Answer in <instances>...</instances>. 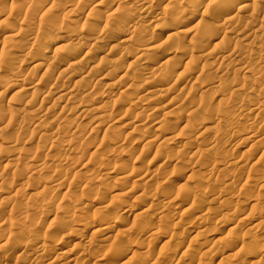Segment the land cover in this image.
Returning <instances> with one entry per match:
<instances>
[{"label": "rangeland", "instance_id": "374dc122", "mask_svg": "<svg viewBox=\"0 0 264 264\" xmlns=\"http://www.w3.org/2000/svg\"><path fill=\"white\" fill-rule=\"evenodd\" d=\"M0 1L4 3L0 6V83L20 77L16 82L12 80L13 90L0 93V264H264V0H245L247 7L239 12L236 7L229 9L227 3L232 0H203L197 15L180 23H175L174 18L187 8L194 10L189 6L193 0H145L144 6L151 7L141 16L138 11L143 5L135 6L133 2L137 0H25L26 7L24 0ZM14 1H22L25 10L20 4L22 9L17 10L18 2ZM105 3L114 7L100 13L97 21L94 12H103ZM28 11L33 14L29 12V16ZM77 15L79 20L73 27L71 22ZM255 18L256 23L251 24ZM31 21L39 23L30 29L33 35L27 27ZM51 22L59 23L60 28L70 25L76 31L72 33L79 34L63 53L48 45L59 34ZM92 23L107 27L105 31L110 29L104 32L105 40H95L96 36L89 32L88 25ZM42 24H46L45 28ZM124 24L132 33L129 39L125 36L128 41L107 43L118 28H125ZM135 26L136 31L131 30ZM27 29L31 33L26 34ZM11 30L19 32L12 35ZM88 34L95 41L86 42L91 41ZM30 35L36 39L28 44L26 58H19ZM36 35L39 41L44 40L42 45ZM146 35L151 36L150 44L141 42ZM133 40H139V45ZM81 41L92 45L85 54L77 50ZM46 52L51 59L46 67H50L49 71L33 75L29 70L32 61ZM139 54L143 55L142 61H138ZM224 56L225 60L221 58ZM162 61L163 66H158ZM8 66L13 67L11 71ZM63 68L68 76L63 74ZM30 79L39 81L26 88ZM58 86L65 95L63 101L57 98L60 95L53 94L55 88L60 91ZM22 88L24 99L14 95ZM40 101L45 102L41 107ZM77 103L84 107L78 109ZM246 108L253 112L251 119L233 121L238 111ZM94 109L97 114L91 112ZM9 117L13 118L11 123ZM177 120L188 130L184 127L179 133L172 128V122ZM143 121L146 124H141ZM159 121L166 126L153 131V124ZM196 132L201 135L198 140ZM57 136L66 141L61 147L54 139ZM47 137L51 138L46 140ZM74 150L76 154L72 155ZM165 150L175 154L179 151L176 156L181 159L174 157V152L173 158H167ZM89 161L94 167L86 171L83 166ZM132 180L136 182L132 193L122 199L121 191ZM118 199L125 204L121 210L113 208ZM169 202L173 203L167 207ZM163 214L168 221L160 218ZM77 230L82 231L81 237L72 236ZM24 244L35 245L26 248ZM227 246L232 247L231 252H225ZM60 252L67 256L61 253V259ZM225 254L233 257L228 256L230 260L224 262ZM251 254L255 259L247 260Z\"/></svg>", "mask_w": 264, "mask_h": 264}, {"label": "bare ground", "instance_id": "6f19581e", "mask_svg": "<svg viewBox=\"0 0 264 264\" xmlns=\"http://www.w3.org/2000/svg\"><path fill=\"white\" fill-rule=\"evenodd\" d=\"M4 1H5V0H4ZM10 1H12V0H10ZM22 1H23V0H22ZM22 1H20V3H19L18 1H16V2L14 1L15 4L18 2L17 5H16L18 8L15 7V11H16V8H17V10L20 9V6H19L18 4L21 5ZM24 1H25V0H24ZM24 1H23V2H24ZM133 1H134V0H133ZM190 1H191V0H190ZM210 1L212 2V0H210ZM215 1H216V0H215ZM228 1H229V0H228ZM243 1H245V0H232V2H230V3L228 2L227 4H228V7H230L229 9H231V7H234V8L236 7V8H235L236 11L238 10V12H239V11H241L240 9H242L243 7H245V8L247 7V5L245 6L246 1H245V2H243ZM247 1H249V0H247ZM0 2H1V1H0ZM27 2H28V1H27ZM27 2L25 1L24 4H23V3H22V4L26 7V6L28 5V4L25 5ZM185 2H186V1H185ZM191 2H192V3L189 4V6H190V5L193 6V7H194V10H187L188 8L185 9L183 12H181V14H179V16H177L176 18H174V22H175V23H180V22H183V21H185L186 19H190V18L193 19V18L197 15V13H198V11L201 9V7H203V0H193V1H191ZM207 2H208V0H207ZM5 3H6V2H5ZM9 3H10V2H9ZM52 3H53V2H52ZM52 3H51V5H52ZM102 3H103V1H102ZM133 3H134L135 6H139V5L142 6V5H143L142 8L138 11V15H140V16L143 15V14L145 15V14H147V13L150 11V10L147 9V8H150L151 6H148V5H147V7L144 6V3H146L145 0H137V1L133 2ZM208 3H210V2H208ZM208 3H207L206 5H208ZM214 3H215V2H214ZM225 3H226V1H225ZM3 4H4V3L0 4V6L3 5ZM11 4H12V3H11ZM32 4H33V3H31V5H32ZM35 4H36V3H35ZM109 4H110V3H109ZM115 4H117V2L114 3V5H115ZM147 4H148V3H147ZM250 4H251V3H250ZM250 4H249V6H251ZM7 5H8V4H7ZM29 5H30V4H29ZM43 5H44V2H43ZM76 5H77V4H76ZM100 5H102V4H100ZM105 5H106V3H105ZM111 5H113V4H111ZM111 5H109V6L106 5L105 10H104L103 12H101L100 9L97 10V11H95V12H94V13H96L95 17L97 16V17H96L97 19H98V17L100 18V15H101L100 13H104V12L106 13L110 8L114 7V5H113V6H111ZM122 5H123V4H122ZM235 5H236V6H235ZM14 6H15V5H14ZM33 6H34V4H33ZM33 6H30V7H33ZM40 6H41V5H40ZM56 6H57V10H58V5L55 4V7H56ZM59 6H60V5H59ZM72 6H73V5H72ZM72 6H71V7H72ZM141 6H140V7H141ZM191 6H190V7H191ZM1 7H2V6H1ZM5 7H6V6H4L3 8H4V9H8V8H9V7H8V8H7V7L5 8ZM21 7H22V5H21ZM25 7H24V8L22 7V8L25 10ZM36 7H37V6H36ZM36 7H35V8H36ZM46 7H47V6H46ZM50 7L52 8L53 6H50ZM73 7H74V6H73ZM73 7H72V8H73ZM102 7H103V6H102ZM140 7H139V8H140ZM206 7H207V6H206ZM206 7H205V8H206ZM208 7H209V6H208ZM225 7H226V5H225ZM225 7H221V10H222L223 8H224V10H225ZM10 8H11V7H10ZM12 8H13V7H12ZM22 8H21V9H22ZM33 8H34V7H33ZM33 8H32V9H33ZM47 8H48V7H47ZM47 8H46V9H47ZM72 8H71V10H72ZM77 8H80V7H77ZM169 8H170V6H169ZM234 8H233V9H234ZM248 8H250V7H248ZM21 9H20V10H21ZM29 9H30V8H29ZM32 9H31L30 11H32ZM36 9H37V8H36ZM36 9H35V11H36ZM53 9H54V8H53ZM102 9H103V8H102ZM102 9H101V10H102ZM117 9H118V8H117ZM170 9H171V8H170ZM20 10H19V11H20ZM40 10H41V9H40ZM43 10H45V9H43ZM51 10H52V9H51ZM51 10H50V11H51ZM57 10H56V11H57ZM75 10H77V9H75ZM75 10H74V11H75ZM164 10H165V9H164ZM164 10H163V11H164ZM166 10H167V9H166ZM173 10H174V9H173ZM176 10H177V9H176ZM15 11H14V12H15ZM19 11H18V13H17V12H16V13L20 15L21 12H19ZM30 11H28V15H29V12H30ZM50 11H49V13H47V17H48V14H49V16H50V14H51ZM53 11H54V10H53ZM60 11H61V10H60ZM68 11H70V10H68ZM110 11H111V10H110ZM114 11H115V9H114ZM116 11H117V10H116ZM116 11H115V12H116ZM167 11H170V10H167ZM167 11H164V12H167ZM171 11H172V10H171ZM177 11H178V10H177ZM222 11H223V10H222ZM244 11H246V10H244ZM9 12H10V11H9ZM9 12H7V13L10 14ZM14 12H13V13H14ZM32 12H34V9H33ZM32 12H30V13H32ZM40 12H41V11H40ZM42 12H43V11H42ZM42 12H41V13H42ZM75 12H76V11H75ZM164 12H163V13H164ZM173 12H176V11H173ZM173 12H171V13H173ZM227 12H228V10H227ZM3 13H4V12H3ZM23 13L25 14L24 11L22 12V14H23ZM35 13H37V12H35ZM54 13H55V12H53V14H54ZM171 13H170V14H171ZM218 13H219V12H218ZM17 14H16V15H17ZM32 14H33V13H32ZM53 14H52V15H53ZM167 14H168V13H166V15H167ZM220 14L222 15L221 12H220ZM227 14H228V13H227ZM231 14H232V13H230V16L235 15V13L232 14V15H231ZM236 14H237V12H236ZM14 15H15V14H14ZM28 15H27V16H28ZM36 15H37V14H36ZM40 15H41V14H40ZM149 15H150V14H149ZM156 15H157V14H156ZM168 15H169V14H168ZM221 15H220V16H221ZM11 16H13V14H12ZM17 16H18V15H17ZM29 16H30V15H29ZM53 16H54V15H53ZM53 16H52V17H53ZM58 16H59V15H58ZM223 16H224V15H223ZM226 16H227V15H226ZM226 16H224V17H226ZM235 16H236V15H235ZM15 17H16V16H15ZM19 17H20V16H19ZM38 17H39V16H38ZM52 17H51V18H52ZM137 17H138V16H137ZM146 17H147V16H146ZM150 17H153V16H150ZM159 17H160V16H159ZM159 17H158V18H159ZM171 17L173 18L172 14H171ZM217 17H218V16H217ZM221 17H222V16H221ZM228 17H229V16H228ZM237 17H238V15H237ZM30 18H31V17H30ZM30 18H29V19H30ZM45 18H46V16H45L43 19H45ZM53 18L56 19L55 16H54ZM81 18H82V17H81ZM119 18H120V17H119ZM142 18H143V17H142ZM142 18H141V19H142ZM161 18H162V17H161ZM161 18H160V19H161ZM226 18H227V17H226ZM226 18H225V19H226ZM229 18H232V17H229ZM250 18H251V16H250ZM252 18H253V17H252ZM5 19H6V18H5ZM54 19H51V21L54 20ZM100 19H101V18H100ZM164 19H165V18H164ZM221 19H222V18H221ZM237 19H238V18H237ZM237 19H236V20H237ZM45 20H46V19H45ZM49 20H50V19L48 18V23H49ZM78 20H79V18H78V15H77V16L72 20L71 25L74 27V25L77 23ZM92 20H93V19H92ZM142 20H143V19H142ZM152 20H153V18H151V21H152ZM155 20H157V19H155ZM161 20H162V19H161ZM217 20H218V19H216V21H217ZM229 20H230V19H229ZM234 20H235V18H234ZM255 20H256V18L254 19V22H251V24H252V23H256ZM26 21H27V20H26ZM54 21H57V20H54ZM97 21H99V19H98ZM148 21H149V20H148ZM151 21H150V22H151ZM172 21H173V20H172ZM230 21L233 22L232 19H231ZM248 21H249V20H248ZM251 21H252V20H251ZM0 22H1V21H0ZM2 22H3V20H2ZM44 22H47V21H44ZM57 22H58V21H57ZM140 22H141V21H140ZM150 22H149V23H150ZM153 22H154V21H153ZM222 22H223V21H222ZM224 22H225V21H224ZM227 22H229V21H227ZM235 22H236V21H235ZM23 23H25V22H23ZM48 23H46V24H48ZM51 23H52V22H51ZM51 23H50V25H49V28H50V26H51ZM105 23H106V22H105ZM2 24H3V23H2ZM38 24H39V23H38ZM38 24L36 25V24H34V23L31 21L30 23H28V26H27V27L29 28V30H30V29H35L34 26L38 27ZM46 24H45V25H46ZM52 24L55 25V22H53ZM57 24L59 25V23H57ZM57 24H56L55 26L58 27ZM85 24H86V23H85ZM89 24H90V23H89ZM92 24H93V25H88V26H90V28H89L90 31H89V32H92V35L94 34V36H96V37H94L95 40H103V39H104V34H105L104 32L109 31L110 29H107V30L105 31V29H106L107 27H105V26L100 27L99 24H97V23H95V24L92 23ZM122 24H123V23H122ZM136 24H137V23H136ZM168 24H169V23H168ZM251 24H250V25H251ZM23 25H24V24H23ZM26 25H27V24H26ZM45 25L42 24V26H44L43 28H45ZM86 25H87V24H86ZM124 25H125V24H124ZM126 25H127V24H126ZM126 25H125V28H124V26H123V27L120 28V30H119V28H118L117 32H115V33L111 36V38H109V40L107 39V43H108V42L110 43V41H116L118 44H125V43L128 41V39L130 38L128 35L132 34L131 32L128 33V29H127V26H126ZM130 25H132V24H130ZM175 25H176V24H175ZM47 26H48V25H47ZM47 26H46V27H47ZM60 26H61V25H60ZM60 26H59L56 30H57V32H59V34H60L62 37L57 38L58 35H59V34L57 33L58 35L56 36V38L54 39V41L51 42V43L48 44V45H50V46H56V47L59 48V49L61 50V52L63 53V51H64L63 49H64V48L66 49L67 47L72 46L73 43H75V37L78 36L79 34L75 36L74 34H75L76 31L73 32V31H72L73 28H72L70 25L67 26V27H63V28H60ZM62 26H63V25H62ZM64 26H66V25L64 24ZM75 26H76V25H75ZM136 26H137V25H136ZM136 26H135L134 29H132V27H131V30H135V29H136ZM179 26H180V25H179ZM221 26H222V24H221ZM27 27H26V28H27ZM39 27H40V26H39ZM110 27H111V26H110ZM117 27H118V26H117ZM129 27H130V26H129ZM216 27H217V26H216ZM222 27H224V26H222ZM250 27H252V26H250ZM255 27H257V26H255ZM40 28H42V27H40ZM40 28H39V30H40ZM43 28H42V29H43ZM51 28H52L53 31H54V26H53V27L51 26ZM259 28H260V27H259ZM245 29H246V28H245ZM245 29H244V30H245ZM27 30H28V29H27ZM29 30H28V31H25V33L31 31V30H30V31H29ZM129 30H130V29H129ZM131 30H130V31H131ZM36 31H37V30H36ZM40 31H41V30H40ZM135 31H136V30H135ZM164 31H165V30H164ZM178 31H179V30H178ZM18 32H19V30H17V31H16V30H11L12 35H16ZM31 32H32V35H33V32H34V31H31ZM31 32H30V33H31ZM72 32H73L74 34H73ZM188 32H189V31H188ZM134 33H135V32H134ZM161 33H162V32H161ZM233 33H234V32H233ZM26 34H29V33H26ZM90 34H91V33H90ZM9 35H10V34H9ZM9 35H8V36H9ZM39 35H40V34H39ZM105 35H106V34H105ZM107 35H108V34H107ZM134 35H136V34H134ZM246 35H247V34H246ZM250 35H251V34H250ZM252 35H253V34H252ZM8 36H7V37H8ZM10 36H11V35H10ZM26 36H28V35H26ZM34 36H35V34H34ZM34 36H31V35H30V36H29V39L27 38L28 40H26V41H27L28 43H27V44L24 43V44H25V45H24V48H22V49L19 51V56H18L19 58H23V56L25 55L26 48L28 47V44H30V42L33 43V41L36 39V37H34ZM36 36H37V35H36ZM40 36H41V35H40ZM88 36H89V34H88ZM88 36H87V37H88ZM125 36H127L128 39H127ZM130 36H131V35H130ZM83 37H86V36H83ZM90 37H91V36H89V39H90ZM92 37H93V36H92ZM92 37H91V41H86V42L90 43V42H92V41H95L94 39H92ZM140 37H141V36H140ZM245 37L248 38L247 36H245ZM245 37H243V38H245ZM38 38H39V37L37 36V39H38ZM41 38H42V37H41ZM78 38H79V37H78ZM102 38H103V39H102ZM143 38H144V37H143ZM246 38H245V39H246ZM76 39H77V38H76ZM79 39H81V37H80ZM85 39H86V38H85ZM89 39H88V40H89ZM105 39H106V37H105ZM105 39H104V40H105ZM131 39H132V38H131ZM39 40H40V38H39L37 41H39ZM86 40H87V39H86ZM26 41H25V42H26ZM37 41H36V42H37ZM78 41H79V40H78ZM83 41H85V40H83ZM134 41L137 42L136 45H137V44L139 45V42H138L139 40H138V41H137V40H133V42H134ZM151 41H152L151 36L148 37L147 35L145 36V38H144L143 40H141V42H146L147 44H150ZM240 41H241V40H240ZM40 42H42V41H39L38 43H40ZM43 42H44V40H43ZM43 42H42L40 45H42ZM101 42H102V41H101ZM103 42H104V41H103ZM103 42H102V43H103ZM130 42H131V41H130ZM48 43H49V42H48ZM81 43H83V42L81 41ZM81 43H79V44H81ZM88 43H86V44H88ZM93 43H94V42H93ZM97 43H98V42H97ZM97 43H96V44H97ZM111 43H112V42H111ZM134 43H135V42H134ZM35 44H37V43H35ZM35 44H34V45H35ZM53 44H55V45H53ZM147 44H146V45H147ZM74 45H76V44H74ZM90 45H91V44H89V45H84V43H83L82 45H79L80 48L77 49V50H79V51H81V50H82V51H85V50H86V51H87V50H89L90 48H92V45H91V46H90ZM93 45H94V44H93ZM127 45H128V44H127ZM129 45H131V44H129ZM136 45H135V46H136ZM38 46H39V45H38ZM94 46H95V45H94ZM94 46H93V47H94ZM116 46H118V45H116ZM121 46H122V45H121ZM125 46H126V45H125ZM131 46H132V45H131ZM131 46H130V47H131ZM148 46H149V45H148ZM150 46H151V45H150ZM73 47H74V46H73ZM30 48H31V47H30ZM30 48H28V49H30ZM46 48H47V47H46ZM53 48H54V47H53ZM57 48H55V49L57 50ZM96 48H97V47H96ZM103 48H104V47H103ZM124 48H125V47H124ZM126 48H129V47L127 46ZM134 48H135V47H134ZM140 48H143V46L140 47ZM144 48H145V47H144ZM144 48H143V49H144ZM150 48H151V47H150ZM150 48H149V50H150ZM156 48H157V47H156ZM156 48H155V49H156ZM159 48H160V47H159ZM67 49H68V48H67ZM70 49H71V48H70ZM110 49H111V48H110ZM137 49H139V48H137ZM153 49H154V47H153ZM161 49H162V48H161ZM164 49H165V48H164ZM56 50H54V51H56ZM73 50H76L75 47L73 48ZM128 50H129V49H128ZM141 50H142V49H141ZM144 50H145V49H144ZM147 50H148V47H147ZM151 50H152V48H151ZM47 51L49 52V50H47ZM57 51H58V50H57ZM65 51H67V50H65ZM79 51H77V52H79ZM82 51H81V52H82ZM86 51L84 52V54L86 53ZM90 51H91V50H90ZM93 51H94V50H93ZM96 51H97V50H96ZM155 51H156V50H155ZM26 52H27V51H26ZM37 52H38V51H37ZM40 52H42V49H41ZM50 52H51V51H50ZM73 52H75V51H73ZM223 52H225V51H223ZM65 53H66V52H65ZM68 53H69V52H68ZM71 53H72V52H70L69 54H71ZM82 53H83V52H82ZM92 53H93V52H92ZM152 53H153V52H152ZM165 53H166V52H165ZM232 53H233V52H232ZM26 54L28 55V53H26ZM41 54H42V53H41ZM41 54H40V55H41ZM54 54H55V53H54ZM69 54H68V55H69ZM147 54H148V52H147ZM227 54H228V53H227ZM233 54H234V53H233ZM46 55H47V52L45 53L44 56L41 55V56H42L41 58H38V57H37L35 60L32 61V64H31L32 66H31V69H29V70H30V72L33 73V75H34L35 73L39 72V71H43V72H44V71H47V72L49 71L50 67H48V68H49L48 70H46V67H47V66H50V63H49V62L51 61V59H50L49 57H47ZM55 55H56V54H55ZM75 55H76V54H75ZM139 55H140V54H139ZM224 55H226V54H224ZM34 56H35V55H34ZM38 56H39V55H38ZM61 56H63V55H61ZM64 56H67V54H66V55L64 54ZM185 56H186V55H185ZM24 57H25V56H24ZM30 57H31V56H30ZM39 57H40V56H39ZM59 57H60V56H59ZM70 57H71V56H70ZM142 57H143V55L141 54V55H140V58L138 57V61H142V60H141ZM145 57H146V55H145ZM246 57H247V56H246ZM4 58H5V57H3V59H4ZM25 58H26V57H25ZM64 58H65V57H64ZM67 58H68V57H67ZM148 58H149V57H148ZM221 58L224 59L225 56H224V57H221ZM228 58H229V56H228ZM233 58H234V57H233ZM233 58H230V60L233 59ZM240 58H241V57H240ZM242 58H243V56H242ZM52 59H53V58H52ZM62 59H63V57H62ZM62 59L60 60V62H63V61H64V60L62 61ZM84 59H85V58H84ZM84 59H83V60H84ZM143 59H144V58H143ZM191 59H192V58H191ZM223 59H222V62H223ZM236 59H237V58H236ZM54 60H55V59H54ZM54 60H53V61H54ZM83 60H82V61H83ZM133 60H134V59H133ZM224 60H225V59H224ZM226 60H227V59H226ZM243 60H244V58H243ZM243 60H242V61H243ZM2 61H3V60H2ZM20 61H21V60H20ZM85 61H86V60H85ZM166 61H167V60H166ZM228 61H229V59H228ZM235 61H236V60H235ZM235 61H234V62H235ZM242 61L240 60L239 63H241ZM244 61H245V60H244ZM3 62H4V61H3ZM78 62H79V61H78ZM222 62H221V63H222ZM246 62H247V60H246ZM1 63H2V62H1ZM16 63H18V59H17V62H16ZM16 63H15L14 65H16ZM20 63H21V62H20ZM80 63H82V62H80ZM83 63L85 64L86 62H83ZM164 63H165V61H162L161 63L158 64V66H161V65L163 66ZM221 63H220V64H221ZM229 63H230V62H229ZM4 64H6V63H4ZM51 64H52V63H51ZM58 64H59V63H58ZM62 64H63V63H62ZM64 64H65V62H64ZM87 64H88V63H87ZM187 64H188V63H187ZM190 64H191V63H190ZM236 64H237V62H236ZM236 64H235V65H236ZM241 64H242V63H241ZM245 64H247V63H245ZM7 65H9V64L7 63ZM85 65H86V64H85ZM85 65H84V66H85ZM242 65H243V64H242ZM242 65H241V66H242ZM10 66H11V65H10ZM10 66H8V67L10 68L9 71H11V69L13 68V67L11 68ZM18 66H19V65H18ZM59 66H60V65H59ZM59 66H57V67H59ZM66 66H67V65H66ZM69 66H70V65H69ZM81 66H83V64H81ZM158 66H157V67H158ZM162 66H161V67H162ZM166 66H167V65H166ZM185 66H186V65H185ZM185 66H184V67H185ZM188 66H190V65H188ZM8 67H7L6 69H9ZM51 67H52V66H51ZM54 67H55V66H54ZM79 67H80V66H79ZM90 67H91V66H90ZM157 67H155V69H157ZM239 67H240V66H239ZM14 68H15V67H14ZM80 68H81V67H80ZM86 68H87V67H86ZM95 68H97V67H95ZM95 68H94V69H95ZM150 68H151V67H150ZM174 68H175V67H174ZM241 68H242V67H241ZM243 68H244V67H243ZM254 68H255V67H254ZM44 69H45V70H44ZM63 69H64V68H63ZM67 69H68V67H67ZM67 69L65 68V69L63 70V74H64V75L69 74V73H66V72H65V71H67ZM71 69H72V68H71ZM145 69L147 70V69H149V68H145ZM145 69H144V70H145ZM151 69L154 70V68H151ZM14 70H16V69H14ZM14 70H12V71H14ZM53 70H54V69H53ZM78 70H79V69H78ZM109 70H110V69H109ZM9 71H8V72H9ZM89 71H90V69H89ZM98 71H99V70H98ZM101 71H102V70H101ZM142 71H143V69H142ZM149 71H151V70H149ZM171 71H173V68L171 69ZM237 71H238V70H237ZM16 72H17V71H16ZM47 72H46V73H47ZM51 72H52V71H51ZM110 72H111V71H110ZM152 72H154V71H152ZM182 72H183V71H182ZM182 72H180V73L182 74ZM13 73H15V71H14ZM52 73H54V72H52ZM180 73H179V74H180ZM184 73H185V72H184ZM11 74H12V72L10 73V76H11ZM17 74H19V73H17ZM17 74H16V75H17ZM63 74H62V75H63ZM79 74H80V73H79ZM142 74H144V73H142ZM145 74H147V73H145ZM179 74H178V75H179ZM181 74H180V75H181ZM13 75H14V74H12V76H13ZM16 75H15V76H16ZM33 75H32V76H33ZM71 75H72V74H70L69 76H71ZM81 75H82V74H81ZM134 75H135V74H134ZM180 75H179V76H180ZM17 76L19 77V75H17ZM17 76H16V77L13 76V77H11V79H8L7 81H4V80H3V82L0 83V93H1V95H2V94H5V93H7V92H9L10 90H13L12 87H15V86L12 85V82L14 81V79H15V82H16V78H18ZM32 76H31V77H32ZM66 76H68V75H66ZM66 76H65V77H66ZM87 76H88V74H87ZM136 76H137V75H136ZM138 76H139V75H138ZM145 76L148 77V74L145 75ZM145 76H144V77H145ZM26 77H27V76H26ZM63 77H64V76H63ZM72 77H74V75H73ZM83 77H85V76L80 77V79L82 78L81 80H83V79H84ZM133 77H134V76H133ZM133 77H132V78H133ZM19 78H20V77H19ZM19 78H18L17 80H19ZM61 78H62V77H61ZM77 78H78V77H77ZM0 79H1V78H0ZM63 79H64V78H63ZM65 79H66V78H65ZM69 79H70V77H69ZM69 79H67V80H69ZM72 79H73V78H72ZM158 79H159V78H158ZM178 79H179V78H178ZM5 80H6V79H5ZM12 80H13V81H12ZM36 80H37V79H36ZM67 80H65V81H67ZM139 80H140V79H139ZM218 80H219V79H218ZM1 81H2V80H1ZM20 81H21V80H20ZM29 81H31V79H30ZM38 81H39V80H38ZM38 81L35 82V80H34V81H31V82H27V84H25V86H26V88H28V87H29V88L34 87V86H36V83H38ZM131 81H134V78H133V80H131ZM129 82H130V81H129ZM176 82H177V81H176ZM22 83H23V82H22ZM131 83H132V82H131ZM155 83H156V82H155ZM219 83H221V81H220ZM219 83H218V84H219ZM39 84H40V83H39ZM74 84H75V83H74ZM74 84H73V85H74ZM78 84H79V83H78ZM132 84H133V83H132ZM158 84L161 85V84H163V83H161V81H158ZM174 84H175V83H174ZM218 84H215V85H218ZM55 85H56V84H55ZM55 85H54V86H55ZM87 85H88V84H87ZM219 85H220V84H219ZM37 86H38V85H37ZM127 86L130 87V86H132V85L129 86V84H128ZM133 86H134V84H133ZM165 86H166V85H165ZM165 86H164V87H165ZM51 87H52V86H51ZM58 87H59L60 91H58V89L55 88V89H53V94L56 95V97H57V95H58V96L60 95V96L57 97V98H58V99H59V98H60V99L62 98L61 100L63 101L64 98H65V95L62 93L63 90L61 89V86H58ZM128 87H126V88H128ZM152 87H153V86H152ZM156 87H157V86H156ZM171 87H172V85H171ZM26 88H24V89L26 90ZM49 88H50V87H49ZM153 88H155V85H154ZM157 88H158V87H157ZM157 88H156V89H157ZM162 88H163V87H162ZM162 88H161L160 91H162ZM146 89H147V88H146ZM148 89H149V88H148ZM148 89H147V90H148ZM156 89H154V90H156ZM35 90H36V89H35ZM49 90H50V89H49ZM154 90H153V91H154ZM163 90H164V89H163ZM86 91L88 92V90H86ZM149 91H150V90H149ZM157 91H158V90H157ZM83 92H84V91H83ZM141 92H142V91H141ZM145 92H146V91H145ZM35 93H36V92H35ZM51 93H52V90H51V92H48V94H51ZM64 93H65V92H64ZM67 93H68V92H67ZM88 93H90V92H88ZM148 93H149V92H148ZM159 93H160V92H159ZM162 93H163V92H162ZM53 94H52V95H53ZM84 94H85V93H84ZM90 94H91V93H90ZM14 95L19 96V98L21 97L20 99H22V98L24 99L23 96L25 95V91L23 90V88H22V89H18V90L16 91V93H14ZM26 95H27V94H26ZM69 95H70V94H69ZM71 95H72V94H71ZM85 95H86V94H85ZM85 95H84V96H85ZM160 95H161V94H160ZM73 96H74V95H73ZM84 96H83V97H84ZM123 96L126 97L125 95H123ZM156 96H157V94H156ZM164 96H165V94H164ZM2 97H3V96H2ZM38 97H39V96H38ZM67 97H68V96H67ZM83 97H82V99H84ZM85 97H88V96H85ZM120 99H121V98H120ZM178 99H179V98H178ZM35 100H36V99H35ZM66 100H67V98H66ZM68 100H70V99H68ZM29 101H33V102H34V99H33V100H29ZM58 101H59V100H58ZM79 101H80V100H79ZM33 102H31V103L34 105ZM43 102H44V101H40L39 104H38V106L41 107L42 105H44ZM80 102H81V101H80ZM80 102H79V103H80ZM84 102L86 103V100H84ZM84 102H82V103H84ZM183 102H184V101H183ZM31 103H29V104H31ZM44 103H45V102H44ZM82 103H81V104H82ZM175 103H176V102H175ZM29 104H28V105H29ZM32 104H31V105H32ZM81 104H80V106H79L78 103H77V105H78V109H79V107H81V108L84 107V106H81ZM173 104H174V102H173ZM176 104H177V103H176ZM26 105H27V103H26ZM82 105H83V104H82ZM105 105H106V104H105ZM107 105H108V104H107ZM112 105H113V104H112ZM114 105H115V104H114ZM170 106H171V105H170ZM170 106H169V107H170ZM172 106H173V105H172ZM86 107H87V105H86ZM100 107H101V106H100ZM87 108H88V107H87ZM112 108H113V107H112ZM173 108H174V106H173ZM176 108H177V105H176ZM253 108H254V107H253ZM100 109H101V108H100ZM102 109H103V106H102ZM81 110H82V109H81ZM84 110H85V109H84ZM84 110H83V111H84ZM91 110H92V109H91ZM96 110L98 111V108H96ZM104 110H105V109H104ZM119 110H120V109H119ZM166 110H167V109H166ZM171 110H173V109L171 108ZM83 111H82V112H83ZM85 111H86V112H85ZM85 111H84V112L87 114V110H85ZM88 111L90 112V110H88ZM99 111H100V110H99ZM101 111H103V110H101ZM35 112H36V111H35ZM35 112H34V113H35ZM78 112H80V110H79ZM89 112H88V113H89ZM91 112H96V111H95V109H94V111H91ZM117 112H118V111H117ZM254 112H255V111H254ZM31 113H32V112H31ZM36 113H37V112H36ZM80 113H81V112H80ZM100 113H101V112H100ZM165 113H166V112H165ZM167 113H168V112H167ZM252 113H253V112H252V110H251L250 108H249V109L246 108V110H244V111H242V109H241V111H238V113L236 114L235 119H234L233 121L236 120L235 122L238 123L237 120H239V119H241V120H242L243 118H245V119L250 118V119H251V117H252ZM28 114H29V113H28ZM96 114H97V112H96ZM142 114H143V113H142ZM10 115H11V114H10ZM82 115H83V113H82ZM90 115H91V114H90ZM92 115H93V114H92ZM124 115H125V114H124ZM136 115H137V114H136ZM86 116H87V115H86ZM97 116H98V115H97ZM125 116H126V115H125ZM140 116H141V117L137 116V117H136V120L138 119V117H139V118H142V115H140ZM164 116H165V115H164ZM12 117H13V116H12ZM12 117H11V118L9 117V119H10V120L8 119V120H9V123H11V120H13ZM23 117H24V116H23ZM92 117H93V116H92ZM147 117H148V116H147ZM147 117H145V118L148 119ZM25 118H26V117H25ZM96 118H97V117H96ZM96 118H95V119L93 118V119H94L93 121H96ZM98 118H99V116H98ZM163 118H164V117H163ZM27 119L29 120L30 117L27 118ZM27 119H26V120H27ZM101 119H103V118L101 117ZM124 119H125V118H124ZM134 119H135V118H134ZM231 119H233V118H231ZM250 119H248V120L250 121ZM3 120H4V119H3ZM8 120H7V121H8ZM103 120H104V119H103ZM136 120H135V121H136ZM140 120L142 121V119H140ZM162 120H163V119H162ZM228 120H229V119H228ZM255 120H256V119H255ZM14 121H15V120H14ZM31 121H32V119H31ZM31 121H29V122H31ZM98 121H99V120H98ZM229 121H230V120H229ZM233 121H232V122H233ZM96 122H97V121H96ZM144 122H145V121H143V123L141 122V124H146V123H144ZM174 122H175V121H174ZM227 122H228V121H227ZM230 122H231V121H230ZM235 122H233V123L235 124ZM2 123H3V121H2ZM7 123H8V122H7ZM91 123H92V122H91ZM101 123H102V122H101ZM101 123H100V124H101ZM125 123H127V122H125ZM138 123H139V122H138ZM164 123H165V122H164ZM164 123H163L162 121H159V122L154 123V124H153V128H152L153 131H158V130L160 131V129H162L163 127L166 126V125L164 126ZM94 124H95V122H94ZM100 124H98L97 127H99ZM132 124H133V123H132ZM135 124H136V123H135ZM185 124H186V123H185ZM187 124H188V123H187ZM215 124L217 125V123H215ZM225 124H226V123H225ZM228 124H231V123H228ZM252 124H253V122L251 123V125H252ZM0 125H1V121H0ZM37 125H38V124H37ZM37 125H36V127L39 126V125H38V126H37ZM125 125H126V124H125ZM128 125H129V124H128ZM171 125H172V128H174L175 130H178L179 133H180V132L184 129V127H185L184 125H182V123L179 122V120H177V122H176L175 124H173V122H172ZM255 125H256V124H255ZM2 126H3V125H2ZM131 126H132V125H131ZM143 126H144V125H143ZM167 126H168V125H167ZM169 126H170V125H169ZM228 126H229V125H228ZM34 127H35V126H34ZM93 127H94V125H93ZM129 127H130V126H129ZM134 127H135V126H134ZM186 127H187V125H186ZM186 127H185V128H186ZM199 127H200V126H199ZM229 127H230V126H229ZM39 128H40V126H39ZM39 128H38V129H39ZM140 128H142V126H141ZM248 128H249V127H248ZM252 128H253V127H252ZM35 129H36V128H35ZM40 129H41V128H40ZM186 129H187V128H186ZM189 129H190V128H189ZM135 130H136V129L134 128V131H135ZM146 130H147V129H146ZM148 130H149V129H148ZM164 130H165V129H164ZM172 130H173V129H172ZM175 130H174V131H175ZM187 130H188V129H187ZM187 130H186V131H187ZM191 130H193V129H191ZM203 130H206V129L204 128ZM213 130H214V129H213ZM24 131H25V130H24ZM151 131H152V130H151ZM151 131H150V132H151ZM226 131H228V130H226ZM229 131H230V130H229ZM146 132H147V131H146ZM187 132H189V131H187ZM194 132H195V131H194ZM198 132H199V131H198ZM202 132H205V131H202ZM224 132H225V131H224ZM230 132H231V131H230ZM141 133H142V132H141ZM152 133H154V132H152ZM190 133H191V132H190ZM190 133H188V134H190ZM196 133H197V132H196ZM199 133L202 134L201 132H199ZM225 133H226V132H225ZM227 133H228V132H227ZM227 133H226V134H227ZM26 134H27V133H26ZM173 134H174V133H173ZM226 134H224V135H226ZM241 134H242V133H241ZM52 135H53V134H51V137H52ZM191 135H194V134H191ZM191 135H190V136H191ZM229 135H230V133H229ZM238 135H239V134H238ZM238 135H237V136H238ZM43 136H44V135H43ZM151 136H152V134H151ZM197 136H198V137H197V140H198L199 136H201V135H199V134L197 133ZM230 136H233L232 133H231ZM235 136H236V135H235ZM51 137H47L46 140H48V138H51ZM55 137H56V136H55ZM57 137H58V136H57ZM60 137H61V136H60ZM194 137H196V135H195ZM233 137H234V136H233ZM53 138H54V137H53ZM53 138H52V140L56 139V140H57L56 143L60 144V147H61V144H64L63 142H66V141H64V140L62 139V137H61V138L58 137V138H54V139H53ZM148 138H149V137H148ZM151 138H152V137H151ZM169 138H170V137H169ZM190 138H191V140H195L193 137H190ZM192 138H193V139H192ZM237 138H238V137H237ZM77 139H78V138H77ZM226 139H227V138H225V140H226ZM234 139H235V138H234ZM244 140H245V138H244ZM263 140H264V139H263ZM49 141H50V139H49ZM54 141H55V140H54ZM76 141H77V140H76ZM163 141H164V140H163ZM187 141H188V140H187ZM201 141H202V140H201ZM229 141H231V140L229 139ZM241 141H242V140H241ZM154 142H155V141H154ZM142 143H143V142H142ZM150 143H152V141H150ZM150 143H148V144H150ZM172 143H173V142H172ZM204 143H205V142H204ZM243 143H244V142H243ZM65 144H66V143H65ZM117 144H118V143H117ZM67 146H68V145H67ZM67 146H66V147H67ZM162 146H163V145H162ZM64 148H65V147H64ZM167 149H168V148H167ZM66 150H67V149H66ZM172 150H173V149H172ZM0 151H1V150H0ZM21 151H22V150H21ZM165 151H166L165 154H166V157H167V158H168V157H172L171 155L173 154L174 151H173V152H171V151H169V150H165ZM71 152H72V151H71ZM74 152H75V150H74ZM74 152H73V153H74ZM121 152H123V151H121ZM178 152H179V151H178ZM178 152H177V153H178ZM181 152H182V151H181ZM0 153H1V152H0ZM167 153H168V154H167ZM169 153H170V154H169ZM177 153H176V154H177ZM75 154H76V152H75L74 154H72V155H75ZM162 154H163V153H162ZM176 154H175V152H174V155H175L174 157H176V158L181 157V156H178V157H177ZM178 154H180V153H178ZM193 155H194V154H192L191 158L193 157ZM77 156H78V155H77ZM182 156H184V155H182ZM3 157H4V156H3ZM163 157H164V156H163ZM54 158H55V157H54ZM89 158H90V157H89ZM172 158H173V157H172ZM1 159H2V158H1ZM18 159H19V158H18ZM165 159H166V158H165ZM170 159H171V158H170ZM178 159L180 160L181 158H178ZM54 160H55V159H54ZM176 160H177V159H176ZM197 160H198V159H197ZM122 161H123V160H122ZM167 161H169V159H168ZM167 161H166V162H167ZM171 161H172V160H170V162H171ZM181 161H182V160H181ZM225 161H226V160H225ZM47 162H48V161H47ZM56 163H57V162H56ZM56 163H54V164H56ZM7 164H8V163H7ZM97 164H98V162H97ZM99 164H100V163H99ZM117 165H118V164H117ZM41 166H42V165H41ZM96 166H97V165H96ZM160 166H161V165H160ZM43 167L45 168V166H43ZM80 167H81V166H80ZM83 167H84V169H85L86 171H88L90 168H93V167H94V164H92V163L89 161V162H87L86 164H84ZM173 167H174V166H173ZM32 168H33V167H32ZM44 168H43V169H44ZM157 170H158V169H157ZM79 171H80V170H79ZM259 172H260V171H259ZM3 173H4V172H3ZM3 173H2V174H3ZM18 173H19V172H18ZM103 173H104V172H103ZM6 174H7V173H6ZM9 174H10V173H9ZM7 175H8V174H7ZM96 175H97V174H96ZM106 175H107V174H105V173L102 174V176H104V177H105ZM197 175H198V174H197ZM0 176H1V175H0ZM3 177H6V176H3ZM108 177H110V176H108ZM198 177H199V176H198ZM136 178H137V177H136ZM55 179H56V178H55ZM105 179H106V178H105ZM127 179H128V178H126V180H127ZM134 179H135V178H134ZM141 179H142V178H141ZM201 179H202V178H201ZM108 180H109V179H108ZM137 180H138V179H136V182L138 183L139 180H138V181H137ZM149 180H150V179H149ZM91 181H92V180H91ZM54 182H55V180H54ZM56 182H57V181H56ZM56 182H55V183H56ZM136 182H135V180H132V184H131V185H129V184L127 183L129 186H128L127 188L123 189V190L121 191V193H120L122 199L125 198V197H127L126 195H128L129 193H132V190L134 189V188H133V185H134V183L136 184ZM143 182H148V181H145V180H144ZM58 183H59V182H58ZM58 183H57V185L60 187V185H59ZM61 183H62V182H61ZM61 183H60V184H61ZM58 186H55V187L57 188ZM61 186H62V185H61ZM86 186H87V185H86ZM134 186H135V185H134ZM227 186H228V185H227ZM20 187H21V186H20ZM110 187H112V186H110ZM60 188H61V187H60ZM60 188H59V189H60ZM135 188H136V187H135ZM143 188L145 189V187H143ZM19 189H20V188H19ZM92 189H93V188H92ZM115 189H116V188H115ZM136 189H137V188H136ZM140 189H141V188H140ZM253 189H254V188H253ZM112 190H113V189H112ZM112 190H111V191H112ZM249 191H250V190H249ZM254 192H255V191H254ZM141 193H142V192H141ZM165 193H166V192H165ZM105 194H106V193H105ZM143 194H144V192L142 193V195H143ZM197 194H198V193H197ZM129 195H130V194H129ZM142 195H141V196H142ZM150 195H152V194H150ZM153 195H154V194H153ZM172 195H173V194H172ZM137 196H138V195H137ZM143 196H144V195H143ZM159 196H160V195H159ZM31 197H32V196H31ZM78 197H79V196H78ZM78 197H76V198H78ZM117 197H118V194H117ZM152 197H153V196H152ZM29 198H30V197H29ZM115 199H116V198H115ZM119 199H120V198H119ZM119 199H118V200H119ZM134 199H136V198H134ZM165 199H166V198H165ZM178 199H179V198H178ZM102 200H103V199H102ZM118 200H117V201H118ZM161 200H162V199H161ZM167 200H168V199H167ZM169 200H170V199H169ZM169 200H168V201H169ZM174 200H175V199H174ZM174 200H172V201L174 202ZM183 200L185 201V199H183ZM71 201H72V200H71ZM135 201H136V200H135ZM144 201H145V200H144ZM162 201H164V200H162ZM168 201H167V202H168ZM184 201H183V203H184ZM78 202H79V201H78ZM167 202H166V204H167ZM173 202H171V203H173ZM178 202H179V201H178ZM181 202H182V201H181ZM130 203H131V202H130ZM169 203H170V202H169ZM171 203H170V205L168 204L167 207L171 206V205H172ZM179 203H180V202H179ZM13 205H14V204H13ZM116 205H117V206H116ZM127 205H128V204H127ZM174 205H175V204H174ZM174 205H173V206H174ZM176 205H178V204H176ZM124 206H125V204L122 202V200H121V201L119 200L117 203L115 202V207L113 206V208H118V207H120V210H121V208L124 207ZM129 206H130V205H129ZM131 206H132V204H131ZM165 206H166V205H165ZM165 206H163L164 209L166 208ZM180 206H181V205H180ZM19 207H20V206H19ZM102 207H103V206H102ZM106 207H107V206H106ZM110 207H111V205H110ZM126 207H127V206H126ZM14 208H15V207H14ZM128 208H129V207H128ZM131 208H132V207H131ZM175 208H176V207L174 206L173 209H175ZM79 209H80V208H79ZM105 209H106V208H105ZM166 209H167V208H166ZM100 210H101V209H100ZM103 210H104V209H103ZM123 210H124V209H123ZM125 210H129V209L126 208ZM125 210H124V211H125ZM38 211H39V210H38ZM85 211H86V210H85ZM96 211L99 212L98 210H96ZM118 211H119V210H118ZM145 211H146V210H145ZM145 211H143V213H144ZM125 212H126V211H125ZM195 212H196V211H195ZM81 213H83V212H81ZM94 213L96 214V212H94ZM123 213H124V212H123ZM140 213L142 214V211H141ZM177 213H178V212H177ZM217 213H218V212H217ZM78 214H79V213H78ZM175 214H176V213H175ZM180 214H182V213H180ZM171 215H172V214H171ZM187 215H188V214H187ZM202 215H204V214H202ZM75 216H77V214H76ZM78 216H79V215H78ZM90 216H91V215H90ZM159 216H160V215H159ZM164 217H165V218L167 219V221H168V218H167L166 216H164V214L160 216V218H164ZM178 217H179V216H178ZM236 217H237V216H236ZM87 218H88V217H87ZM95 218H96V217H95ZM158 218H159V217H158ZM214 218H215V217H214ZM200 219H201V217H200ZM203 219H205V218H203ZM222 219H223V218H222ZM160 220H163V219H160ZM177 220H178V219H177ZM201 220H202V219H201ZM232 221H233V220H232ZM177 222H178V221H177ZM99 223H100V222H99ZM161 223H162V222H161ZM89 224H90V223H89ZM242 224H243V223H242ZM0 225H1V224H0ZM6 225H7V224H6ZM93 225H94V224H93ZM100 226H102V225L100 224ZM176 226H177V225H176ZM14 227H15V226H14ZM18 227H19V226H18ZM92 227H95V226H92ZM106 227H107V226H106ZM108 227H109V226H108ZM174 227H175V226H174ZM5 228H6V227H5ZM83 228H84V227H83ZM98 228H99V227H98ZM111 228H112V227H111ZM92 229H93V228H92ZM104 229H105V227H104ZM4 230H5V229H4ZM6 230H7V229H6ZM93 230H94V229H93ZM99 230H100V229H99ZM105 230H106V229H105ZM109 230H110V227H109ZM112 230H113V229H112ZM112 230L110 231V233L112 232ZM1 231H2V230H1ZM7 231H8V230H7ZM107 231H108V229H107ZM229 231H230V230H229ZM263 231H264V230H263ZM94 232H96V231H94ZM101 232H102V231H101ZM122 232H123V231H122ZM81 233H82L81 230H77L76 232H74V234H73L72 236H74V237H76V236H78V235L80 236ZM103 233H104V232H103ZM12 234H13V233H12ZM96 234H97V233H96ZM10 235H11V234H10ZM13 235H14V234H13ZM8 237H9V233H8ZM16 237H17V236H16ZM80 237H81V236H80ZM263 238H264V237H263ZM167 241H168V240H167ZM29 242H30V241H29ZM58 242H59V241H58ZM67 242H68V241H67ZM76 242H77V241H76ZM84 242H85V241H84ZM214 242H215V241H214ZM59 243H60V242H59ZM62 243H64V242H62ZM164 243H165V242H164ZM164 243H163L162 245H164ZM31 244H32V243H31ZM31 244H24V245H26V248H34L33 246H34L35 244H34L33 246H32ZM214 244H215V243H214ZM37 245H38V244H37ZM37 245H36V246H37ZM165 245H166V244H165ZM18 246H19V245H18ZM39 246H41V245H39ZM60 246H61V244H60ZM74 246H75V245H74ZM211 246H212V245H211ZM23 247H24V249H26L25 246H23ZM69 247H70V246H69ZM39 248H40V247H39ZM42 248H43V247H42ZM35 249L38 251L37 247H36ZM140 249H141V248H140ZM210 249H211V248H210ZM210 249H209V250H210ZM241 249H242V248H241ZM27 250H28V249H27ZM29 250H30V249H29ZM40 250H41V249H40ZM231 250H232V247H230V246H227V247L225 248V252H231ZM233 250H234V249H233ZM236 250H237V249H236ZM239 250H240V249H238L237 251H239ZM240 251H241V250H240ZM23 252H24V250H23ZM222 252H223V251H222ZM38 253H39V252H38ZM61 253L66 254L65 252H60V254H61ZM67 253H68V252H67ZM141 253H142V252H141ZM20 254H21V253H20ZM23 254H24V253H23ZM25 254H26V253H25ZM29 254H30V253H29ZM40 254H41V253H40ZM40 254H39V255H40ZM48 254H49V253H48ZM64 254H63V255H62V254L60 255V256H61V259L64 258V257L62 258V256H64ZM69 254H70V253H69ZM92 254H93V253H92ZM253 254H254V253H253ZM35 255H36V254H35ZM57 255H58V254H57ZM80 255H81V254H80ZM80 255H79V256H80ZM225 255H227L226 257L224 256L225 258H224V257H221V258H224V259H223L224 262H225V260L229 261V260L233 257V256L230 257L228 254H225ZM23 256H24V255H23ZM66 256H67V254H66ZM228 256L230 257V259H229ZM69 257H70V256H69ZM24 258H25V257H24ZM66 258H67V257H66ZM67 259H68V258H67ZM228 259H229V260H228ZM246 259H247V260H254L255 257H254V255L251 254V255H248V257L246 256ZM246 259H245V260H246ZM61 261H62V260H61ZM55 262H56V260H55ZM68 262H69V261H68ZM222 263H223V262H222ZM225 263H226V262H225ZM225 263H224V264H225ZM228 263H229V262H228ZM231 263H232V262H231ZM231 263H230V264H231ZM251 263H252V262H251ZM254 263H256V262H254ZM52 264H53V263H52ZM56 264H57V262H56ZM226 264H227V263H226Z\"/></svg>", "mask_w": 264, "mask_h": 264}]
</instances>
